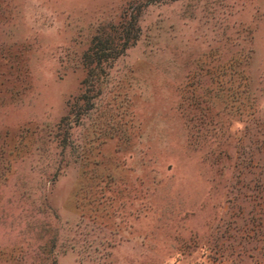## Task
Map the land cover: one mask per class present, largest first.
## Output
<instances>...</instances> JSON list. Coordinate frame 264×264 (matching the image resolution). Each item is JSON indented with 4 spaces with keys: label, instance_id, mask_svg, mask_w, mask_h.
Wrapping results in <instances>:
<instances>
[{
    "label": "rangeland",
    "instance_id": "374dc122",
    "mask_svg": "<svg viewBox=\"0 0 264 264\" xmlns=\"http://www.w3.org/2000/svg\"><path fill=\"white\" fill-rule=\"evenodd\" d=\"M0 264H264V0H0Z\"/></svg>",
    "mask_w": 264,
    "mask_h": 264
},
{
    "label": "trees",
    "instance_id": "16d2710c",
    "mask_svg": "<svg viewBox=\"0 0 264 264\" xmlns=\"http://www.w3.org/2000/svg\"><path fill=\"white\" fill-rule=\"evenodd\" d=\"M96 55H98V56L105 55V51H103V50L96 51Z\"/></svg>",
    "mask_w": 264,
    "mask_h": 264
}]
</instances>
